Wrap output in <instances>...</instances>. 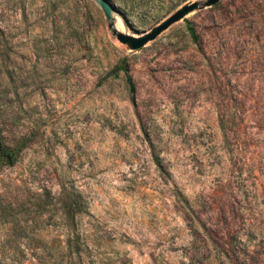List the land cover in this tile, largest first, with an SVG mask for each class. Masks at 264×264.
I'll use <instances>...</instances> for the list:
<instances>
[{
	"label": "rangeland",
	"instance_id": "374dc122",
	"mask_svg": "<svg viewBox=\"0 0 264 264\" xmlns=\"http://www.w3.org/2000/svg\"><path fill=\"white\" fill-rule=\"evenodd\" d=\"M0 126L2 264H264V0H0Z\"/></svg>",
	"mask_w": 264,
	"mask_h": 264
},
{
	"label": "water",
	"instance_id": "95a60500",
	"mask_svg": "<svg viewBox=\"0 0 264 264\" xmlns=\"http://www.w3.org/2000/svg\"><path fill=\"white\" fill-rule=\"evenodd\" d=\"M93 1L101 9L106 21V26L111 35H113L118 42L124 44L128 50H136L142 47L146 42L154 39L156 35L166 29L171 23L181 19L188 12L198 8L210 7L216 4L219 0H202L200 2L197 0L187 1L173 10L161 21L151 26L147 31L138 35L121 32L114 27V18L112 16L113 9L107 0Z\"/></svg>",
	"mask_w": 264,
	"mask_h": 264
},
{
	"label": "trees",
	"instance_id": "16d2710c",
	"mask_svg": "<svg viewBox=\"0 0 264 264\" xmlns=\"http://www.w3.org/2000/svg\"><path fill=\"white\" fill-rule=\"evenodd\" d=\"M187 30L190 34V37L194 41H196V36L194 34L193 28L191 26H187ZM118 70H122L124 72L125 81L128 85V89H129L130 93H132L133 92V84H132V81H131L129 74L127 73L126 67L123 64H118L117 66L114 67L112 72L116 74V72ZM23 145H24L23 142H18V143H15L13 145H9V144L5 143L4 137L2 134V129L0 126V168L3 166H8V165L13 164L16 161L17 156L19 154V151L23 147ZM0 264H2L1 260H0Z\"/></svg>",
	"mask_w": 264,
	"mask_h": 264
}]
</instances>
